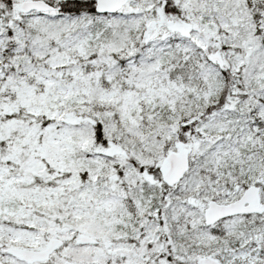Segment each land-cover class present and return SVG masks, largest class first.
Returning <instances> with one entry per match:
<instances>
[{"label":"snow or ice","instance_id":"snow-or-ice-1","mask_svg":"<svg viewBox=\"0 0 264 264\" xmlns=\"http://www.w3.org/2000/svg\"><path fill=\"white\" fill-rule=\"evenodd\" d=\"M0 264H264V0H0Z\"/></svg>","mask_w":264,"mask_h":264}]
</instances>
